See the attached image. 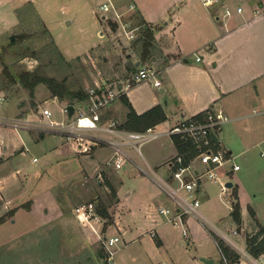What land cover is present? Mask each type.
<instances>
[{"label":"rangeland","instance_id":"rangeland-1","mask_svg":"<svg viewBox=\"0 0 264 264\" xmlns=\"http://www.w3.org/2000/svg\"><path fill=\"white\" fill-rule=\"evenodd\" d=\"M102 1L0 0V96L4 98L0 101L1 112L8 117L33 119L42 107H48L60 120L65 117L60 113V107L67 103V100L52 97L43 84H38L30 96L19 83L9 80L2 63L12 75L35 70L64 81L71 90L83 89L85 92L102 81L118 83L125 76L129 77L126 67L134 58H139L135 52L136 43L134 39L122 38L115 26L100 18ZM223 1L231 10L237 4L247 5L246 0ZM151 2L163 10L174 5L170 16L181 5L178 0ZM215 8L223 14L224 7L220 3ZM66 20L69 24H65ZM133 22L136 24L134 19ZM130 54L133 55L131 59ZM145 62L152 65L149 60ZM161 93L162 89L147 85L135 87L132 95L146 97ZM253 106L247 103L241 105L240 110L250 111ZM109 116H113L112 111ZM261 117L244 116L238 121L223 123L220 138L231 150L233 161L240 166V170L234 172L235 180L250 196V203L264 224V158L258 155V148H252L258 161L251 168L244 156L237 154L242 147L243 133L248 132L252 120ZM32 134L36 141L26 144L21 155L16 154L12 161L0 166V216L10 211L0 224V264H104L106 251L101 240L110 236L112 230L119 238L113 246L116 264H196L193 259L202 253L219 258L214 239L243 255L237 248L243 250L244 246L229 228L219 224L220 218L234 223L228 209L230 188L219 196L218 185L204 178L207 196L199 199L198 211L208 224L187 216V219L191 218L186 223L188 236L193 238L189 242L180 229L165 224L163 230L168 239L157 246L147 233L156 214L152 208L161 199L167 204L172 203L145 175L129 165L117 171L106 165L111 155L106 147L79 154L73 144L58 136ZM159 141V138L152 139L144 143L141 150L156 173L165 177L164 164L156 167L152 164L153 156L166 151L159 147ZM33 158H36L35 162ZM137 160L141 162L139 158ZM16 168L19 171L14 172ZM227 168L228 164L220 172ZM7 199V210L1 214L3 201ZM88 202L94 203L103 220V225L98 227L101 239L74 215L75 206ZM246 215L253 230L257 229L249 208ZM155 217L160 221L164 219L160 215ZM217 230L237 248L222 239ZM212 231L216 232L217 238ZM257 231H253L254 234ZM197 238L200 240L196 241ZM220 262L228 264L225 259Z\"/></svg>","mask_w":264,"mask_h":264},{"label":"crops","instance_id":"crops-1","mask_svg":"<svg viewBox=\"0 0 264 264\" xmlns=\"http://www.w3.org/2000/svg\"><path fill=\"white\" fill-rule=\"evenodd\" d=\"M179 1L181 2L179 10L170 16V10L174 5L170 9L163 10L156 4L151 5V0H115V3L120 7H125L129 2H133L136 6L133 15H138L145 22L158 27L154 33L151 56L148 60L152 66L159 70L162 85L160 88H155L149 82H141L132 86L123 94V97L136 114H142L151 107L160 105L164 111L165 119L153 126L155 129L160 128L159 131L174 125L182 118L203 117L208 110L220 112L226 118L227 115L230 116V119L227 118L228 121H238L244 116H262L251 121L248 132H244L241 137L242 147L237 153L238 156H244L250 167L254 168L258 158L256 152H251L252 148H258L260 157V152L264 151V0H246L247 5L242 7L237 4L232 10L229 9L230 15L227 16L220 15L218 8H215L216 4L205 7L199 0ZM220 2L221 6L222 4L225 5L223 0ZM236 7H240L241 11L237 12ZM129 57L131 59L133 55L130 54ZM196 57L200 58L199 61L195 60ZM137 62H139V58L132 60L134 67ZM147 85H151L157 90L162 89L163 93L146 97L132 95L135 87ZM247 103L254 106L251 107L250 111L246 108L241 111L240 106ZM255 106H258L259 109L255 110ZM109 111L110 113L112 111L113 116H109ZM128 111L122 97H118L101 111V120H114L123 127ZM0 117L6 118L8 116L0 111ZM220 135L221 129L217 132V147L223 148L232 155L231 150L227 149ZM34 137L32 133L27 131L14 132L0 128V160H2L0 166L5 165L10 160L12 161L16 154L21 155L26 149V144L36 141ZM157 138L160 139L159 147L166 149V151L162 149L161 153L153 156L152 164L155 167L164 164L166 169L164 178H168L170 164L179 152L173 137L160 136ZM224 140L226 141V138ZM183 154L186 155L187 152ZM192 158L193 155L189 156L187 160ZM193 164L195 167L199 166L196 160L193 161ZM149 165L152 166L150 163ZM198 168L201 169V166ZM17 171L19 169H14V172ZM218 175L225 184L236 178L234 172H229V168L225 169L223 173L218 170ZM213 183L219 187L217 182ZM153 185L156 187L155 184ZM232 189L236 191L240 205L241 223L236 225L220 218L219 224L231 230V233L244 246L242 251L246 254L242 256L238 254L239 257L236 261L227 263L264 264V258L261 255L253 257L246 252V236L254 234L253 231H257L259 227L264 230V224L258 216L257 209L251 205L250 196L240 188L236 180L232 182L229 189V213ZM224 192L219 190V196ZM128 194L130 193H126V195ZM196 196L199 199L207 196L204 180H201L196 190ZM8 203V199L3 201L1 214L6 212ZM161 207L175 210L173 204H167L162 199L153 206L152 209L156 214L152 218L151 227L147 233L149 236L150 232L154 233L150 237L154 238L153 243L157 246L162 245L168 239L163 226L169 223L160 213ZM248 208L254 214V227L257 228L255 230L247 219ZM200 214L204 217L202 213ZM156 215H160L164 219L160 221V218L155 217ZM189 219L191 218L187 219V216L182 217L180 227L171 224L174 228L186 232L184 237L187 242L193 240L192 237L190 239L188 236L186 227ZM234 231L235 233H233ZM212 232L216 235L214 238H217L216 232ZM217 232L220 231L217 230ZM110 233H112L110 236H116L115 230ZM261 237H264V231L260 235ZM199 240L196 239V241ZM214 244L219 249L216 239H214ZM219 255L217 258V256L213 257L208 253H202L193 261L196 264H205L201 260V258H205L212 260V264H221L220 259H224V257L220 249Z\"/></svg>","mask_w":264,"mask_h":264},{"label":"built area","instance_id":"built-area-1","mask_svg":"<svg viewBox=\"0 0 264 264\" xmlns=\"http://www.w3.org/2000/svg\"><path fill=\"white\" fill-rule=\"evenodd\" d=\"M33 1V0H30ZM201 4L208 7L221 3V0H199ZM223 15H230V10L222 4ZM100 18L107 24H114L118 34L125 40H133L137 37L140 26L134 24L133 14L136 6L129 2L125 7H120L115 0H103L99 5ZM240 12L241 8L236 7ZM199 57L195 60L199 61ZM141 82H149L155 88L162 85L158 69L146 62H141L130 73L129 77L118 83L96 84L89 88L88 100L85 103L73 105L74 111L71 116L67 115L66 105L60 107V113L64 119H57L48 107H42L39 115L35 118L29 117H0V128L9 129L14 132L27 131L40 136L53 135L73 144L79 154H89L96 147H106L111 155L106 160V165L114 170L122 169L129 165L145 175L174 205L172 211L168 207H161L160 213L166 221L173 226H181L184 216H194L204 225L208 221L198 211L199 198L196 190L204 178L219 184L220 192L227 190L225 182L220 180L218 170L229 165V172H236L240 166L233 160L234 157L213 140V135L221 129L223 123L228 122L226 116L220 112L208 110L203 117L191 116L180 119L174 125L163 131H156L155 127H148L141 131L129 130L121 127L114 121H102L101 111L115 99L126 93L132 86ZM4 99L0 96V101ZM160 136L178 137L183 141H189L193 147L194 154L191 160L185 163L183 153H177L171 164L169 177L159 176L156 171L145 160L141 147L144 143ZM1 155V148H0ZM264 158V151L260 152ZM141 160L138 161L137 158ZM197 161L201 169L195 167L193 161ZM36 161V158H33ZM225 172V169H223ZM76 219L87 226L90 231L100 238V228L103 225L101 216L97 213L96 206L92 202L83 203L73 208ZM186 235V232H182ZM224 240L230 241L236 248L237 245L225 234L218 232ZM235 233V231L233 232ZM154 233L150 232V236ZM102 245L106 251L104 264H115L114 245L119 241L117 236L102 238ZM239 253H246L237 248Z\"/></svg>","mask_w":264,"mask_h":264},{"label":"trees","instance_id":"trees-1","mask_svg":"<svg viewBox=\"0 0 264 264\" xmlns=\"http://www.w3.org/2000/svg\"><path fill=\"white\" fill-rule=\"evenodd\" d=\"M132 18L136 24L140 26L138 35L133 41L136 43L134 45L135 52L139 55V62L141 63L148 60L151 56L154 33L158 27L145 22L138 15H133ZM111 25L114 26V24ZM2 67L3 72L9 77V80L19 83L29 92L30 96H33L34 88L38 84H43L52 97L58 98L59 100H67V103L65 104L74 105V103H77L78 105L85 103L89 98L87 91L85 92L83 89L71 90L67 87L64 81H58L52 77L40 74L35 70L23 71L19 74L12 75L8 72L5 64L2 63ZM134 69L135 67L133 64L126 67L127 73H131ZM124 78H126V76ZM105 83L107 84V82ZM120 97H122V100L129 110L126 115V121L123 125L126 129L144 130L148 127H153L165 119L164 111L160 105H155L142 114H136L128 101L124 99L123 94ZM173 141L179 153L187 152V154L184 155L186 163L188 161L187 158L194 154L192 145L189 141H183L178 137H173ZM232 196L233 199L231 201L230 217L236 225H239L241 223V213L235 190L233 191ZM9 212L10 211H7L0 216V224L4 221V218L9 214ZM249 212L252 216H254L250 209ZM263 231V228H259L257 233L246 236V252L250 256L257 257L261 255L264 258V238H260ZM216 243L227 262L231 263L238 259V254L231 250L228 246L224 245L221 240H216Z\"/></svg>","mask_w":264,"mask_h":264},{"label":"water","instance_id":"water-1","mask_svg":"<svg viewBox=\"0 0 264 264\" xmlns=\"http://www.w3.org/2000/svg\"><path fill=\"white\" fill-rule=\"evenodd\" d=\"M69 20H66L65 21V24H69ZM10 39H12V36L10 37ZM139 64V62H137L136 64H135V66H137ZM66 111H67V115L68 116H71L72 115V113H73V111H74V107H73V105L72 104H67L66 105ZM213 140L215 141V142H217V139H216V136H214L213 135ZM226 187L227 188H230L231 186H232V182H230V181H228V182H226ZM201 260L205 263V264H212V260H209V259H205V258H201Z\"/></svg>","mask_w":264,"mask_h":264}]
</instances>
